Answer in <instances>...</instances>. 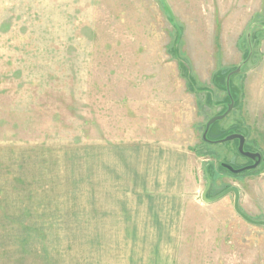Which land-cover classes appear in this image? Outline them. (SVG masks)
<instances>
[{"label": "rangeland", "instance_id": "1", "mask_svg": "<svg viewBox=\"0 0 264 264\" xmlns=\"http://www.w3.org/2000/svg\"><path fill=\"white\" fill-rule=\"evenodd\" d=\"M0 264H264V0H0Z\"/></svg>", "mask_w": 264, "mask_h": 264}, {"label": "crops", "instance_id": "2", "mask_svg": "<svg viewBox=\"0 0 264 264\" xmlns=\"http://www.w3.org/2000/svg\"><path fill=\"white\" fill-rule=\"evenodd\" d=\"M149 181L143 179L139 187L135 186L134 190H130L129 195L134 196L135 199L128 207L129 218L140 216V219H144L145 222L150 219L152 232L153 227L173 230L177 225L183 205L182 196H179H186L184 185L179 184V174L176 173L171 179L152 178ZM160 231H155V234L162 235Z\"/></svg>", "mask_w": 264, "mask_h": 264}, {"label": "water", "instance_id": "3", "mask_svg": "<svg viewBox=\"0 0 264 264\" xmlns=\"http://www.w3.org/2000/svg\"><path fill=\"white\" fill-rule=\"evenodd\" d=\"M214 122H215V121L213 120L211 124H213ZM233 138L239 140L238 150H239V152H240L243 156H245V157H247V158H249V159H252V160H255V158H257V161H256L253 165L245 166V167H243V168H239V169H234L232 166L227 165V164H222V167H223L224 169L228 170V172H230V173H232V174H239V173H242V172L247 171V170L255 169V167L257 166V164H258V162H259V160H260V156H259L258 154H251V153H248V152H244V151L242 150V147H243V137H242V136L236 135V136L231 137V138H228V137H227V138H225V139H223V140H221V141H227V140H230V139H233ZM234 194H235V205H234L235 207H234V208H235L236 212H237L242 218H244L245 220L249 221L248 218H246L244 215H242V214L240 213V211L238 210L237 205H236L237 192H236L235 190H234ZM203 199L206 200V201H209L207 198H205V195L203 196Z\"/></svg>", "mask_w": 264, "mask_h": 264}, {"label": "trees", "instance_id": "4", "mask_svg": "<svg viewBox=\"0 0 264 264\" xmlns=\"http://www.w3.org/2000/svg\"><path fill=\"white\" fill-rule=\"evenodd\" d=\"M215 126H216V123L210 126L207 132V137L209 140H212V141H220L226 136V133L224 131L215 129Z\"/></svg>", "mask_w": 264, "mask_h": 264}, {"label": "flooded vegetation", "instance_id": "5", "mask_svg": "<svg viewBox=\"0 0 264 264\" xmlns=\"http://www.w3.org/2000/svg\"><path fill=\"white\" fill-rule=\"evenodd\" d=\"M252 164H253V162L251 161V163H248L247 165L250 166V165H252Z\"/></svg>", "mask_w": 264, "mask_h": 264}]
</instances>
